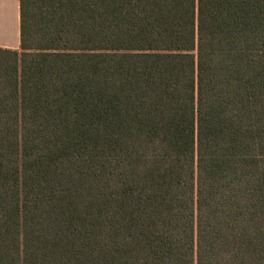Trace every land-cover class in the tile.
I'll return each instance as SVG.
<instances>
[{
    "label": "trees",
    "instance_id": "16d2710c",
    "mask_svg": "<svg viewBox=\"0 0 264 264\" xmlns=\"http://www.w3.org/2000/svg\"><path fill=\"white\" fill-rule=\"evenodd\" d=\"M0 264H264V0H20Z\"/></svg>",
    "mask_w": 264,
    "mask_h": 264
},
{
    "label": "crops",
    "instance_id": "0c3cea01",
    "mask_svg": "<svg viewBox=\"0 0 264 264\" xmlns=\"http://www.w3.org/2000/svg\"><path fill=\"white\" fill-rule=\"evenodd\" d=\"M0 48H20V0H0Z\"/></svg>",
    "mask_w": 264,
    "mask_h": 264
}]
</instances>
